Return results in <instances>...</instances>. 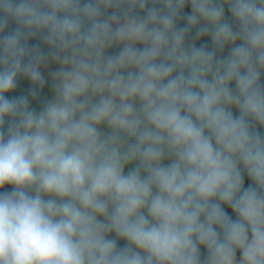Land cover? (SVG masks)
<instances>
[{
    "label": "clouds",
    "instance_id": "9594fccd",
    "mask_svg": "<svg viewBox=\"0 0 264 264\" xmlns=\"http://www.w3.org/2000/svg\"><path fill=\"white\" fill-rule=\"evenodd\" d=\"M0 264H264V0H0Z\"/></svg>",
    "mask_w": 264,
    "mask_h": 264
},
{
    "label": "trees",
    "instance_id": "16d2710c",
    "mask_svg": "<svg viewBox=\"0 0 264 264\" xmlns=\"http://www.w3.org/2000/svg\"><path fill=\"white\" fill-rule=\"evenodd\" d=\"M188 11H189V9L186 7V8H185V12H188ZM206 42H207L206 38H202L200 41H196L197 46H199V44H201V43H206ZM27 87H28V85L25 86V85L23 84V80L19 81V82H18L17 90H16V92L13 93V95H16V94H20V93H22L23 91L26 90ZM44 95H48V90H47V88L44 90ZM244 183H245V187H247V185H248V180H247V178H245V182H244ZM6 190H7V189H6ZM226 211L228 212L229 215H231V211H230V210L226 209ZM201 254L204 255V250H203V249L201 250Z\"/></svg>",
    "mask_w": 264,
    "mask_h": 264
},
{
    "label": "rangeland",
    "instance_id": "374dc122",
    "mask_svg": "<svg viewBox=\"0 0 264 264\" xmlns=\"http://www.w3.org/2000/svg\"><path fill=\"white\" fill-rule=\"evenodd\" d=\"M226 17H227V11H226ZM41 71L45 75V77H47V74H48L49 69L42 66ZM23 84L25 86H27L28 85V82L25 81V80H23Z\"/></svg>",
    "mask_w": 264,
    "mask_h": 264
}]
</instances>
